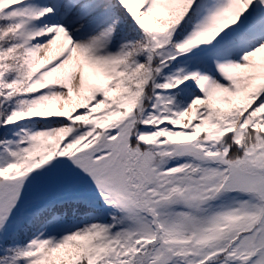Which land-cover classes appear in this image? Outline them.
<instances>
[{"label": "snow or ice", "instance_id": "6c2138e0", "mask_svg": "<svg viewBox=\"0 0 264 264\" xmlns=\"http://www.w3.org/2000/svg\"><path fill=\"white\" fill-rule=\"evenodd\" d=\"M0 264H264V0H0Z\"/></svg>", "mask_w": 264, "mask_h": 264}]
</instances>
